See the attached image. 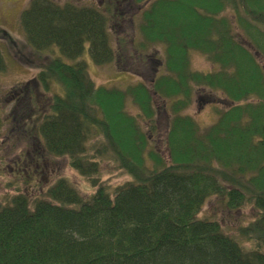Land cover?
I'll return each mask as SVG.
<instances>
[{
	"label": "trees",
	"instance_id": "1",
	"mask_svg": "<svg viewBox=\"0 0 264 264\" xmlns=\"http://www.w3.org/2000/svg\"><path fill=\"white\" fill-rule=\"evenodd\" d=\"M89 1L31 0L20 17L28 44L77 60L89 42L98 65L139 52L157 71L121 87L98 85L84 61L43 65L52 97L35 132L95 191L59 176L39 199L19 190L1 201L0 264H264V0ZM193 52L214 68L193 69ZM7 67L0 50V76ZM200 93L230 103L205 127L186 111ZM104 160L129 175L114 192ZM215 195L229 210L252 204L256 218L231 235L199 216Z\"/></svg>",
	"mask_w": 264,
	"mask_h": 264
},
{
	"label": "rangeland",
	"instance_id": "2",
	"mask_svg": "<svg viewBox=\"0 0 264 264\" xmlns=\"http://www.w3.org/2000/svg\"><path fill=\"white\" fill-rule=\"evenodd\" d=\"M74 1L80 4L87 3V0ZM29 2L30 0H0V50L6 60L7 70L10 69L0 77L2 124L0 128V202L19 190L27 193L33 198L32 200L39 199L44 193V188H47L52 180L59 176L69 178L86 196L95 191L91 183H88L69 165L67 157L49 154L35 132L34 125L39 116L46 111L48 98L52 97V94L46 92L36 79L39 74L37 67L41 63L46 64L50 61L51 56L59 57L68 63H75L76 60L68 58L58 46L45 50V52L52 51L51 53L40 55L27 43L22 32L20 14ZM96 2L100 4L101 0ZM134 7L130 9L132 15L138 12L137 6ZM89 47L87 42L86 49L78 60L87 64L89 73L98 85L113 84L126 87L144 78L150 81L157 71L158 62L154 57L145 60L139 52H136V56H131L127 62L121 60L118 65L114 62L98 65L93 60ZM191 63L196 70L207 71L214 68L209 58L199 52L192 53ZM205 92L210 96V92L206 90ZM201 96L202 98L195 99L194 104L186 111L193 115L202 127H205L217 118L216 108L226 109L230 103L213 99L218 105L211 107L210 102L213 100H208V97L202 93L196 98ZM163 104L164 100L157 98L156 106L158 109L160 107L158 124L162 130L156 136V140L162 153L168 156V149L163 142L167 129L166 115L161 114V111L164 112ZM24 120H27V123L24 124ZM102 165L101 182L108 185L110 192H114L119 185L129 179V175L122 172L114 162L104 160ZM22 172L24 179L23 176L21 177ZM256 215L257 210L252 204L238 210H229L225 200L218 195L210 197L199 213L201 218L219 221L225 231L231 235H238V228L254 220ZM250 245L251 242L248 243V246Z\"/></svg>",
	"mask_w": 264,
	"mask_h": 264
}]
</instances>
